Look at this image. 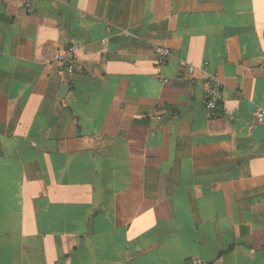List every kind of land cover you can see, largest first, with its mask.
Segmentation results:
<instances>
[{
	"label": "crops",
	"instance_id": "obj_1",
	"mask_svg": "<svg viewBox=\"0 0 264 264\" xmlns=\"http://www.w3.org/2000/svg\"><path fill=\"white\" fill-rule=\"evenodd\" d=\"M28 1L0 0V264H264V0Z\"/></svg>",
	"mask_w": 264,
	"mask_h": 264
},
{
	"label": "built area",
	"instance_id": "obj_2",
	"mask_svg": "<svg viewBox=\"0 0 264 264\" xmlns=\"http://www.w3.org/2000/svg\"><path fill=\"white\" fill-rule=\"evenodd\" d=\"M24 6L26 9L27 14H32V10L30 8V4L28 0H24ZM78 49L76 46H70L66 49V55L67 58H61L59 55H55V60L58 62H61L64 67V71L66 74L71 75L74 70L73 62L71 60V57L75 54V51ZM154 54L159 62V64L163 65L170 57V51L167 48L157 47L154 48ZM188 74L191 75L193 73V69L189 68L187 70ZM219 85V84H217ZM222 100V95L217 92L216 95H214L211 98H207L204 102V107L207 110H216L218 103ZM254 117L257 122H262L264 120V110L257 109L254 113Z\"/></svg>",
	"mask_w": 264,
	"mask_h": 264
},
{
	"label": "water",
	"instance_id": "obj_3",
	"mask_svg": "<svg viewBox=\"0 0 264 264\" xmlns=\"http://www.w3.org/2000/svg\"><path fill=\"white\" fill-rule=\"evenodd\" d=\"M66 90H67V87H66V86H63V87L61 88V92H62V93H65ZM61 95H63V94H61Z\"/></svg>",
	"mask_w": 264,
	"mask_h": 264
}]
</instances>
